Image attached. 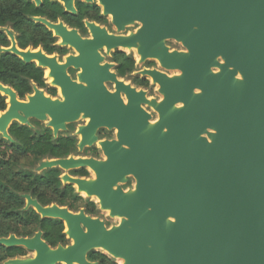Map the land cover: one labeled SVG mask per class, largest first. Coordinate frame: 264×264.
Masks as SVG:
<instances>
[{
    "label": "water",
    "instance_id": "1",
    "mask_svg": "<svg viewBox=\"0 0 264 264\" xmlns=\"http://www.w3.org/2000/svg\"><path fill=\"white\" fill-rule=\"evenodd\" d=\"M74 1L60 0L71 14ZM97 1L117 34L86 22L91 39L82 38L62 22L32 18L54 30L60 46L77 53L62 65L41 50H19L14 35L4 30L11 45L0 53L48 66L63 101H52L33 88L34 95L21 102L0 84L9 104L0 112V135L12 142L7 130L13 121L26 126L29 119L44 121L56 135L66 123L87 118L78 131L82 150L95 140L98 127L115 128L117 140L100 144L105 161L57 159L40 163L36 170L90 167L95 180H62L76 183L88 197L95 194L100 208L120 222L107 229L82 211L74 215L32 202L42 216L65 222L73 245L51 250L40 241V233L29 240L0 238V245L36 250L33 259L2 264H91L85 255L93 248L123 264H264V0ZM135 23L140 25L135 32L119 35ZM170 40L182 50L170 51L165 44ZM104 47L107 55L118 47L136 49L140 63L155 59L162 71L140 74L151 77L161 101L146 100L143 91L116 81L108 71L112 64L100 66ZM70 66L81 68L79 84L67 76ZM105 81L116 82L113 93ZM141 103L157 111L155 124L147 122ZM127 175L134 177L135 188L124 193L118 183Z\"/></svg>",
    "mask_w": 264,
    "mask_h": 264
},
{
    "label": "flooded vegetation",
    "instance_id": "2",
    "mask_svg": "<svg viewBox=\"0 0 264 264\" xmlns=\"http://www.w3.org/2000/svg\"><path fill=\"white\" fill-rule=\"evenodd\" d=\"M30 1L33 3L32 0ZM40 1L41 3L39 6H41L42 4V0ZM50 1L57 2L62 6V3L60 2V0H50ZM76 2H81L84 4L97 6L99 8V14L104 19V21L95 22V21H89L87 19L82 20V25L85 30L84 34L80 33V31L76 28H71L67 26L66 24H64L62 20H57L56 22H51V23L62 22L68 29L76 30L82 38L90 39L89 30L85 25L86 22L94 23L95 25H98L99 27L104 28L108 34H117L115 27L111 24L110 17L102 15V7L97 3L96 0H93L92 3H86L81 0H75L74 1L75 13L71 14V13L66 12L62 6L64 12L71 14V15H76L77 13L76 8H75ZM39 6H35V7H39ZM32 18H43V17H32ZM108 19H109V22H108ZM32 21L35 23H39L34 20ZM110 25L114 27V32L110 31ZM128 27H131V26H128ZM133 27L135 29L134 31H136V29H138L140 25L138 23H135ZM5 29H8L14 35V39H15V34L9 25L2 27L1 30L5 34L9 42V46L0 47V48H9L11 45L10 39L7 36L6 32L4 31ZM125 29L123 32H120L119 35H123V36L127 35L128 33L125 32ZM48 31H50L53 37H55L53 34L54 30L52 31L48 30ZM55 38L57 39L55 42V46L58 47L59 49L65 50L64 54H59L55 52L53 54L48 55L42 50L40 46L37 48H32L31 46H28L25 49H20L17 46V43H16V46L19 50H22V51L30 50L31 52H35L37 50H41L45 55L49 56L50 58L55 56L56 61L59 65H62L65 63L66 57L68 56L76 57L77 56L74 49L70 48L69 46L59 45V43L61 42V37H55ZM15 42H16V39H15ZM70 50L73 51L72 54H70L69 52ZM172 50L173 49H170V51ZM116 51L122 52L124 55L129 56L133 60L134 70L123 77H120L117 74V71H116L117 64L113 62L112 60L113 54ZM176 51H180V50H176ZM99 52H100V55L103 57V61L100 63V66L104 65L105 63L112 64L113 67H111L108 71L109 73H113L116 76L117 80L125 82L131 88L135 89L136 92L143 91L145 93L146 100L154 99V98H150V95L148 93H150V91L154 89V85L156 87L157 85L153 84L152 80L147 75H141L140 72L143 70H153V69L162 71L161 69L155 68L156 61L152 59H147L144 63H140L139 60L133 55L129 53H125L124 51H121L118 49L110 51L108 55L105 53L104 48L101 49ZM37 63H38V60L34 59L33 62L25 63V64H34L36 67L42 69V72H43L42 79H43V83L45 87L39 88L35 84H33L30 93L25 94L23 98H19L16 94L17 99L21 102H28L27 96H33L34 95L33 88H37L38 90L42 91L44 97L50 98L51 100L58 99L59 101H63V97L61 95V89L56 84V80L51 73V69L48 66L39 67L37 66ZM164 72L168 76L177 74L176 71L175 72L164 71ZM79 73H81L80 67L74 68L73 66H70L66 68L67 76L70 78L71 81H74L77 84H79V81H78ZM3 86H7V85H3ZM104 86L107 89V91H109L110 93H113L115 91L114 84L112 83V81H105ZM7 87L11 88L10 86H7ZM156 91L158 92V87ZM0 95L3 96L4 93L0 92ZM3 97H5L6 99L5 109H7V107L9 106L8 96L4 95ZM120 98L122 100V103L126 105L128 101L124 93L122 92L120 93ZM161 99L162 97L160 96V99H154V100L159 102L161 101ZM180 106H181L180 104H176V107H180ZM140 108L146 114L149 115V119L147 120L149 124L153 125L158 121V113L152 107L148 106L147 104L141 103ZM78 121H83V123L78 124L77 126H74L73 124ZM88 122L89 120L87 118L85 119L79 118L73 122L66 123L65 130L59 129L56 135L53 134V131L51 128L45 126L46 122L44 121L42 122V121H37L35 119H29V124H30L29 126L22 125V126H26L30 128L33 131L38 130L36 123L39 126L41 125L42 127L49 129L52 141H56L58 138L65 137V136L72 137L75 140L74 149L66 156L59 157V158H51V157L44 156V157H38V159H36V156L27 148L13 147L12 145H14L16 142H15V139L12 138L9 134L8 135L12 139V142L5 140L0 135L1 140L6 142V143L2 142L0 144V163L1 164H5L6 166L10 165L11 167H13V162H14L15 157H18V158L24 157L27 159L29 158L31 161V164L33 165V169L35 168L34 170H26L24 172H20L21 174H23L25 183H24V186L21 187L20 190L16 191V194L18 195L17 197L0 198V238H8L9 236H13L16 239L29 240V239H32L37 233H40V237H39L40 241L51 250H54L59 246L65 248V247L73 245L72 239H70L69 236L67 235V227H66L65 222L59 218L51 217L49 215L42 216L40 213H38V211L36 210L32 202H35L42 209L57 207L59 209H66L69 213L74 214V215H77L79 214V212L82 211L84 217H89L91 219H98L104 224V226L107 229L118 224L117 222L116 224L110 226L109 224H107L105 219L102 220V217H100V215L104 214L103 215L104 217L105 216L109 217V214L105 212L106 210H102L100 208V204L98 203L95 194L88 197L85 191L79 192L77 190L76 183H70L68 181L64 182L62 180L64 176H68L71 179H80V180H85V181L95 180L96 179L95 173L90 167L83 166V167H76L73 169L64 170L61 167L56 166V167H50V168H42L39 171L36 170L37 167L40 165V163L44 161H51V160H57V159L82 158V159H93L95 161H105L106 157L104 155V152L102 150V146L100 145V143L116 141L117 140V137H116L117 130L115 128L109 129L107 127H98L94 132L95 140H93L90 145L86 144L83 146L82 150H79L78 144L81 140V135L78 133V131L80 127L86 126ZM13 123L19 124L18 122L13 121L11 125ZM4 169H8V168L7 167L4 168V166H2L1 170H4ZM54 169L58 171L57 175H55L53 171ZM37 177L39 179H37ZM118 185L120 186L122 192L126 193L129 190H134L135 179L132 175H127L125 176V182L118 183ZM10 187L11 186H9V188ZM11 189L13 190V187H11ZM25 196H29V199H27ZM111 219H114V218H111ZM41 221L46 222L45 224H46L47 230H43L40 228ZM79 227L82 229L83 233H86V228H84L83 225L80 224ZM35 253H36V250L28 248L27 245L13 244L12 246H8V247L0 245V256L4 257L0 261V264L4 263L7 260L33 259L35 258ZM85 259L88 263H91V264L92 263L120 264L117 261L118 259L112 257L108 253H104L95 248L89 250L86 253ZM56 264H64V263H56Z\"/></svg>",
    "mask_w": 264,
    "mask_h": 264
},
{
    "label": "trees",
    "instance_id": "3",
    "mask_svg": "<svg viewBox=\"0 0 264 264\" xmlns=\"http://www.w3.org/2000/svg\"><path fill=\"white\" fill-rule=\"evenodd\" d=\"M76 15L64 12L62 6L57 2L42 0L39 7H35L30 0H0V47H8L9 42L2 32L1 28L10 26L15 34L17 46L25 49L28 46L32 48L41 47L42 50L50 55L55 52L64 54L65 50L55 46L56 38L43 25L35 23L32 17H43L50 22L62 20L64 24L71 28H76L84 34L85 30L82 20L103 22L104 19L99 14V8L95 5H88L81 2L75 3ZM113 62L117 64L116 71L120 77H123L134 70L133 60L116 51L113 54ZM42 69L34 64H25L16 56L9 53H0V83L10 86L19 98L30 93L32 85L39 88L45 87L43 83ZM5 97L0 95V112L6 108ZM38 130L33 131L26 126L13 123L8 134L15 139V148H27L35 156L59 158L69 154L74 149L75 140L70 136L60 137L56 141L51 140L50 130L39 126ZM5 142L0 138V144ZM6 143V142H5ZM58 174L56 169L53 170ZM19 180H15L12 170L0 169V197H17L16 191L24 186L25 180L23 174L19 173ZM37 179H39L37 177ZM13 187V190L11 187ZM46 222H40V228L47 230ZM60 228V227H59ZM62 238V236H61ZM4 257L0 256V261Z\"/></svg>",
    "mask_w": 264,
    "mask_h": 264
},
{
    "label": "rangeland",
    "instance_id": "4",
    "mask_svg": "<svg viewBox=\"0 0 264 264\" xmlns=\"http://www.w3.org/2000/svg\"><path fill=\"white\" fill-rule=\"evenodd\" d=\"M108 22H109V19H108ZM134 30H135L134 27L131 26V27H127L125 29V32L129 33V32H133ZM110 31L114 32V27L112 25H110ZM166 45L170 49H173V50L174 49H176V50H181L182 49V47L178 43H175L173 41H167ZM69 52H70V54L73 53L72 50H70ZM155 64H156L155 68L160 69L158 67L157 63H155ZM150 84H151V82H150ZM156 89H157V87L154 85V89L152 91H150V93H148L150 95V98L160 99V94L156 91ZM82 123H83V121H78V122L74 123L73 125L77 126L78 124H82ZM2 166H4V168L7 167L10 170H12V172H14V175L16 176V177H14L15 180H19L20 179V177L17 176V174H19L20 172H24L26 170H34L35 169V168L33 169V165L31 164L30 159L29 158L27 159V158H24V157H20V158L15 157L14 158V162H13V167H11L10 165L6 166L5 164H1L0 163V169L2 168ZM0 198H4V197H0ZM103 215H100V217H102V220L105 219L107 224H109L110 226L114 225V224H116L118 222L117 219H111V218H109L107 216L104 217Z\"/></svg>",
    "mask_w": 264,
    "mask_h": 264
},
{
    "label": "bare ground",
    "instance_id": "5",
    "mask_svg": "<svg viewBox=\"0 0 264 264\" xmlns=\"http://www.w3.org/2000/svg\"><path fill=\"white\" fill-rule=\"evenodd\" d=\"M97 1V0H96ZM97 3H98V1H97ZM109 17H110V20H111V16L109 15ZM135 32V31H134ZM127 35H129V33L127 34ZM90 39H91V35H90ZM118 50H121V51H124L125 53H129V54H131V55H133L134 57H136L138 60L140 59V56L137 54V51H136V49H128V48H126V47H118L117 48ZM104 50H105V47H104ZM77 54V53H76ZM152 60H154V61H156L155 59H152ZM156 63L158 64V62L156 61ZM173 72H175V71H173ZM148 77L151 79V77L148 75ZM116 81H118V82H121V83H123V85H128V84H126L125 82H122V81H120V80H116ZM117 82V83H118ZM113 84H114V88L116 89V82H112ZM52 101H54V100H52ZM89 120V119H88ZM101 144V143H100ZM96 196V195H95ZM96 199H97V201H98V203H99V199L97 198V196H96ZM107 214H109V211L108 210H106L105 211ZM114 219H117V221H118V223L120 222V220H119V218H117V217H115ZM95 249H97V250H100V251H102V252H104V253H107L106 251H104V250H102V248H95ZM35 257H36V253H35ZM120 264H123V261L121 260V259H118L117 260Z\"/></svg>",
    "mask_w": 264,
    "mask_h": 264
}]
</instances>
